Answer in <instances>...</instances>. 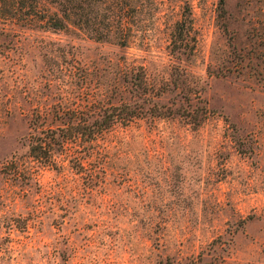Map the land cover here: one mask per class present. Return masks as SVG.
<instances>
[{
	"label": "rangeland",
	"instance_id": "rangeland-1",
	"mask_svg": "<svg viewBox=\"0 0 264 264\" xmlns=\"http://www.w3.org/2000/svg\"><path fill=\"white\" fill-rule=\"evenodd\" d=\"M186 7L195 41L177 52ZM129 8L125 48L72 22L0 33V264H264V0ZM87 102L141 114L99 139L93 182L27 147L38 110Z\"/></svg>",
	"mask_w": 264,
	"mask_h": 264
},
{
	"label": "trees",
	"instance_id": "trees-1",
	"mask_svg": "<svg viewBox=\"0 0 264 264\" xmlns=\"http://www.w3.org/2000/svg\"><path fill=\"white\" fill-rule=\"evenodd\" d=\"M133 0H103L107 14L96 27V11L93 7L99 0H0V33L6 26L19 28H42L60 31L72 22L97 41L113 38L125 48L129 44L128 11ZM93 5V6H92ZM193 22L189 8H185L171 32L172 50H192L194 37ZM142 80L138 87L141 89ZM65 105V104H64ZM62 103L52 111L38 110L32 119L33 133L27 138L28 154L44 167L60 169L67 162L77 173H85L91 182L104 173L98 141L112 126L128 125L140 118L130 106H91L78 103L75 107ZM48 121L58 123L51 125ZM16 160L3 165V173L19 179L26 172L28 179H36L34 172L21 170ZM89 166L88 168L86 167ZM96 183V182H94ZM98 182L95 184L97 185Z\"/></svg>",
	"mask_w": 264,
	"mask_h": 264
}]
</instances>
